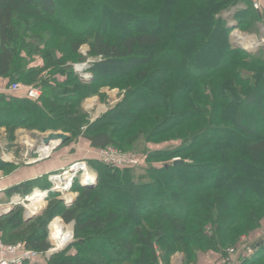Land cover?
Masks as SVG:
<instances>
[{
  "label": "trees",
  "instance_id": "16d2710c",
  "mask_svg": "<svg viewBox=\"0 0 264 264\" xmlns=\"http://www.w3.org/2000/svg\"><path fill=\"white\" fill-rule=\"evenodd\" d=\"M240 2L234 26L254 30L262 17L253 0H0V80L41 91L36 100L26 91L0 92V129L9 140L20 127L60 128L94 150L133 152L144 139L148 149L139 155L150 166L137 172L87 155L95 187L77 179L73 203L51 198L28 221L21 208L0 216L4 242L44 253L46 226L60 217L74 222L75 241L42 264H160L176 250L183 264H195L206 254L219 261L242 235L264 226V52L232 46V29L218 15ZM83 44L94 57L86 81L68 65L86 59L78 54ZM34 57L42 66L31 65ZM103 87L124 90L123 97L91 121L78 101ZM0 170L16 171L1 159ZM47 181L46 174L22 180L5 196L48 190ZM254 246L241 264H264V238Z\"/></svg>",
  "mask_w": 264,
  "mask_h": 264
},
{
  "label": "rangeland",
  "instance_id": "374dc122",
  "mask_svg": "<svg viewBox=\"0 0 264 264\" xmlns=\"http://www.w3.org/2000/svg\"><path fill=\"white\" fill-rule=\"evenodd\" d=\"M243 2H240L238 5L236 6H230L228 9L222 11L221 13H219L218 15L220 17H222L227 25L229 24L230 26H233L235 24H237L236 20H237V15L236 13L243 9ZM264 14V13H263ZM236 16V17H235ZM264 17V15H263ZM262 22V23H261ZM263 25H264V19H258L257 22V26L255 27L254 30L251 31H246V32H250V33H256L258 35H261V37H264V32H262L263 30ZM42 28V26H39L38 30H34L33 32H38L40 29ZM236 28H238L239 30H244V28L237 26ZM108 32H112L113 28L110 27L107 29ZM232 31V30H231ZM32 32V33H33ZM61 35V36H60ZM63 34H58L56 35V37H54V39L56 40V42L60 41V39L62 38ZM231 32L229 34V39L231 38ZM60 36V37H58ZM197 43L200 44V42L197 40ZM230 43H231V39H230ZM232 44V43H231ZM200 46V45H199ZM232 46H234L232 44ZM237 47V46H234ZM243 49V48H241ZM262 51L264 52V46L262 48ZM207 50L208 52H211L213 50V48L209 45L207 46ZM244 50V49H243ZM258 50V49H257ZM248 53H252L254 51H247L244 50ZM78 54H81L82 56H85L86 59L84 61H77V62H68V65L72 66V70L74 73H76L78 75V77H80L81 79H83V74L85 73H89L88 68L91 64V60H94V57L88 56V46L86 44H83L80 46L79 50H78ZM264 54V53H263ZM72 57V56H71ZM33 60V62L31 63V65L34 66H42L43 61L40 58H36ZM71 61V60H69ZM88 66V67H87ZM245 73V72H244ZM90 74V73H89ZM90 78L86 77L83 80H88ZM22 85V89L18 90V92L24 93L26 91V87L22 82H19ZM9 84L7 85V81L6 80H0V92H8V90H11V85L9 86ZM37 88V87H36ZM39 90V89H38ZM40 94L41 91L39 90ZM100 92H102V94H98ZM98 93L95 94H91L88 95L84 98H82L81 100L78 101V106L80 108H83V110L89 114L90 116V120L94 121L96 120L99 116H101L103 113H105L106 111H108L109 108L114 107V105L123 97L124 94V90L120 91L118 88H109V87H103L98 89ZM127 105H129V103H127ZM200 127L197 126V128ZM193 128H196L193 127ZM237 133H240L241 131L239 129L235 130ZM130 132V128L129 129H124L123 131H119V137L120 140L124 139L126 137L127 134H129ZM49 133H55V134H67L69 135V140L67 141L66 147L61 148V146L55 147L57 146V142L55 141H51L49 145H44L42 143V139L47 136ZM172 134V132H170L168 135L170 136ZM8 132L6 131V127H2L0 129V159L3 162H9L12 163V165L15 167L16 171H18L19 169H21L24 166H28L31 165L32 163H45L47 161H49V159L54 158H58L60 156V154L62 152V155H66L65 157L68 158H74V160H72L74 162H84L86 165V171L87 175H89V179H94L96 180V184H97V171H96V167L95 165H91L89 163V159L87 155H90L92 152V154L94 156L97 157V149L94 150L92 148H90V146L87 143H84L83 140L81 139L82 137L80 135L74 136V134H70L67 133L66 131L58 128V129H46V130H38V129H32V128H25V127H20L17 128L14 133H13V137L14 139L12 141L9 140L8 138ZM163 139V136H160L159 138L155 139L160 140ZM154 140V139H152ZM31 141V143L29 142ZM28 142L30 144H28ZM178 144L173 143V145ZM133 145V144H132ZM134 149H133V153H136L137 155H139V153L144 152V149H148V145L144 142V139L138 140L134 143ZM48 148L47 153L50 151L49 156L45 157L41 156L42 152H41V148ZM40 151V152H39ZM60 158V157H59ZM180 159V158H179ZM70 163V164H72ZM101 164H103L100 161ZM145 163V164H144ZM69 164V165H70ZM142 167L137 166V172H142V168H149V163H146L145 161L142 163ZM69 165H67L66 167H68ZM64 166V168H66ZM140 167V168H138ZM63 167L61 169L55 170L53 172H49L47 175V180L49 181V189H33L31 193H28L26 195H22L20 193H15L13 195H9V196H5V192H6V187H4L2 184L0 186V204H3V206H0V213L7 211L8 209H10L7 213H10L12 210H14L15 208H21L22 209V217L24 221H28L29 219L33 218L34 216L40 215L44 209L47 206V203L49 201V199L51 198H57L59 200H62L64 202V200L62 198H64V196L69 197L70 201L73 200L75 201L77 196H78V191H76V187L75 182L77 181V179L79 180V182L81 181L82 177H81V173H77L74 177H73V184L71 189L69 190V192H67V195H64L63 193L65 192H57L56 190H53L52 188L54 187V185L52 184V182L50 181L49 177L50 175L52 176V174H56V173H61L63 172ZM83 177H86L87 175H85ZM4 175H6L5 172H3L2 170H0V180L1 182H5V180H7ZM12 177H17V173L12 176ZM11 177V178H12ZM258 181L260 182L261 177L260 176H255ZM13 181H15L16 179H12ZM47 181V182H48ZM16 183V182H15ZM2 187V188H1ZM5 188V189H3ZM116 187H110V190H115ZM109 190V191H110ZM110 191V192H111ZM39 194V195H37ZM37 195V196H36ZM31 196V197H30ZM32 196L34 198H32ZM30 198H32L31 200H29ZM38 200V201H37ZM17 202L13 205H10V202ZM65 203V202H64ZM73 203V202H72ZM131 202H128V208L129 210L134 209V206L130 204ZM67 205V203H65ZM71 204V203H70ZM164 204H167L166 207L170 206V202L169 201H164ZM34 205V206H33ZM5 206V207H4ZM176 206H179L178 204H176ZM4 207V208H3ZM28 207H33L35 210H29ZM166 209V208H164ZM128 211V210H127ZM4 213H2L1 216L5 215ZM28 216H31L30 218H28ZM28 218V219H27ZM57 221V222H56ZM61 226V230H60V239L63 240L64 244L59 247L58 246V242L61 243V241L57 240L55 237V234H53L52 229H53V225L54 224H58ZM54 223V224H53ZM53 224V225H52ZM59 226V227H60ZM63 228V229H62ZM47 229V238L50 242V247L47 249L49 250L53 245H52V237L53 239H55V241L57 242V246L58 248L55 249L54 251H52L49 255V257L57 252L63 251L69 247L72 246L73 242L75 241V237H74V222H70L68 224L64 223L62 221V219L60 217H55L53 218L48 225L46 226ZM70 230V238L67 239L65 237L67 231ZM207 233L209 235H211L212 231L210 227H207L206 229ZM264 233V226L253 232H249L247 235H242V236H247V243L254 245V243L256 244L257 241L263 239V234ZM67 236V235H66ZM123 237H128L126 235H122ZM241 236V237H242ZM240 237V238H241ZM104 242H107V244L109 243V245L112 246L113 250H117L119 249L118 246L113 243L110 239H105L103 240ZM240 242V239L238 241V243ZM54 243V240H53ZM59 243V245H60ZM237 243V244H238ZM155 247L159 248L158 245H156ZM54 248H56V245H54ZM72 248V247H71ZM160 249V248H159ZM162 249V248H161ZM46 250V251H47ZM50 251V250H49ZM160 252V251H159ZM90 254L92 255V257L94 259H98L93 252H90ZM49 257H45L44 255L41 256V260L38 261L36 264H42L43 260L42 259H47ZM169 258V259H168ZM165 261L163 258L159 261L160 264H183V251L182 250H176L173 254H171ZM218 261L214 260V258L211 257V255H205L199 256L197 262L195 264H217ZM122 264H131L129 261H123ZM194 264V263H191Z\"/></svg>",
  "mask_w": 264,
  "mask_h": 264
},
{
  "label": "built area",
  "instance_id": "2783aa9c",
  "mask_svg": "<svg viewBox=\"0 0 264 264\" xmlns=\"http://www.w3.org/2000/svg\"><path fill=\"white\" fill-rule=\"evenodd\" d=\"M252 6L255 9H260L261 4L260 0H254L252 2ZM264 32V25L263 30ZM231 40L236 41L244 45L247 49L252 51L262 48L264 46V37L258 35L256 33H250L246 31L239 30L238 28H233L231 31ZM93 61V60H91ZM88 67V66H87ZM89 73L83 74V77H89ZM12 90H21L22 85L19 82H15L10 87ZM26 95L31 100H36L40 96V92L36 87L26 88ZM97 159L101 161L105 165H111L119 168L124 167H136L143 163V158L140 155H137L133 152L122 151L119 148L108 145L105 147L98 148L97 150ZM50 151L45 155V157L49 156ZM175 158L174 160H176ZM85 164L84 162H74L70 164L68 167L63 168V172L56 173L50 175L49 179L54 185L52 188L57 192H65L64 195H67V192L72 187L73 177L79 172L81 173V183L85 180L89 179L83 177L87 171L82 167ZM86 165V164H85ZM65 203L70 201L69 197L64 196L62 198ZM17 202H10V205H13ZM3 206V204H0ZM5 207V206H4ZM3 207V208H4ZM54 240V243H53ZM57 240L61 241L59 247H61L64 242L62 239L58 238ZM52 247L45 251L44 253H40L34 249H31L22 242L15 243H7L2 240L0 237V264H29L34 260L39 259L42 255L45 257H49L50 253L58 248L57 242L52 237ZM56 245V248H54ZM255 246L247 243V238L242 236L240 238V242L236 245L229 246L225 249V251L221 254L218 264H241L242 260L246 257H250L255 252Z\"/></svg>",
  "mask_w": 264,
  "mask_h": 264
},
{
  "label": "crops",
  "instance_id": "0c3cea01",
  "mask_svg": "<svg viewBox=\"0 0 264 264\" xmlns=\"http://www.w3.org/2000/svg\"><path fill=\"white\" fill-rule=\"evenodd\" d=\"M260 4H261V17L262 19H264L263 17V12H264V0H260ZM262 23V22H261ZM67 149V147H66ZM65 152H62L60 154V158H52L49 159V161L45 162V163H32L31 165L28 166H24L21 169H19L18 171H15L14 173H12L11 175H4V177L7 179L5 180V182H1L0 180V186L1 184L4 187H9L13 184H15V182H20L22 180H26V179H31V178H35L38 176H41L43 174H48L49 172H53L55 170L61 169L62 167L64 168V166H66L67 164L73 162L72 160H74V158H66L65 154L62 155ZM92 154V152H90ZM17 173V177H12ZM12 177V178H11ZM12 179H16L15 181H13ZM2 188V187H1ZM5 189V188H3Z\"/></svg>",
  "mask_w": 264,
  "mask_h": 264
},
{
  "label": "water",
  "instance_id": "95a60500",
  "mask_svg": "<svg viewBox=\"0 0 264 264\" xmlns=\"http://www.w3.org/2000/svg\"><path fill=\"white\" fill-rule=\"evenodd\" d=\"M231 28H233V26H231ZM231 43L234 45V46H237L239 48H243L244 50H247V51H252L250 49H247L244 45H242L241 43H238L236 41H232L231 40ZM83 79H85L86 77H82ZM69 138V135L67 134H55V133H49L47 136H45L43 138V144H48L50 140L52 139H55L57 140V146L55 147H58L60 146L63 142H65L67 139ZM182 161L180 159H177V160H174L173 164H180ZM81 185L85 188H93L95 187L96 185V180L94 179H87L85 180L83 183H81ZM73 200L67 202V205H70V203H72ZM11 209V208H10ZM10 209H8L7 211H4L2 213H7ZM2 213H0V216L2 215ZM31 216H28V218H30ZM27 218V219H28Z\"/></svg>",
  "mask_w": 264,
  "mask_h": 264
},
{
  "label": "bare ground",
  "instance_id": "6f19581e",
  "mask_svg": "<svg viewBox=\"0 0 264 264\" xmlns=\"http://www.w3.org/2000/svg\"><path fill=\"white\" fill-rule=\"evenodd\" d=\"M51 141L58 142L57 140L52 139V140L49 141L48 144H44V145H45V146H46V145H49ZM29 142L31 143V141H29ZM29 142H28V144H30ZM42 143H43V139H42ZM47 150H48V148H44V147L41 148V152H42L41 156L46 155V154H47ZM39 152H40V151H39ZM82 167L85 169V168H86L85 164H83ZM85 175H87V174H85ZM89 177H90L89 175L86 176V178H89ZM37 195H39V194H37ZM37 195H36V196H37ZM30 197H31V196H30ZM32 198H34V197L32 196ZM32 198H30L29 200H31ZM32 200H33V199H32ZM37 201H38V200H37ZM33 206H34V205H33ZM28 209H29V210H32V209L35 210L33 207H28ZM56 222H57V221H56ZM53 224H54V223H53ZM53 224H52V225H53ZM59 226H60V225H59V222H58V224H54V225H53V229H52V232H53V234H55L56 239L60 238V230H61V226H60V227H59ZM62 229H63V228H62ZM70 232H71V231L68 230L67 233H66L67 236L65 235V237H66L67 239L70 238ZM62 241H63V240H62ZM59 243H60V242H58V245H59Z\"/></svg>",
  "mask_w": 264,
  "mask_h": 264
}]
</instances>
